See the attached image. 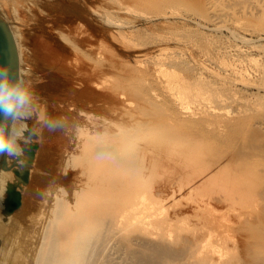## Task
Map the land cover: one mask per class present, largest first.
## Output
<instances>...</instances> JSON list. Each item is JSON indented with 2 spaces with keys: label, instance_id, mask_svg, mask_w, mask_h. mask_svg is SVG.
Masks as SVG:
<instances>
[{
  "label": "rangeland",
  "instance_id": "obj_1",
  "mask_svg": "<svg viewBox=\"0 0 264 264\" xmlns=\"http://www.w3.org/2000/svg\"><path fill=\"white\" fill-rule=\"evenodd\" d=\"M0 17L15 33L18 70L23 68L37 96L26 119L36 134L7 164L14 172L27 168L28 179L15 175L21 204L13 211L4 207L11 216L0 234L10 248L4 264H29L44 199L57 188L69 195L85 177L73 155L83 148L86 127L94 131L106 120L141 118L142 90L167 101L170 91L160 66L178 87L212 98L233 94L264 109V73L252 63H264V17L258 10L245 12L240 2L225 7L218 0H0ZM234 64L250 68V74L232 73ZM167 172L161 168L155 176L153 191L172 203ZM118 187L121 182L115 181L112 188ZM120 189L113 191L111 205L117 218L115 204L124 202ZM176 199L192 203L188 194ZM135 200L125 203L142 227L150 233L169 228L171 205L154 210L142 194ZM193 212L188 216L195 218Z\"/></svg>",
  "mask_w": 264,
  "mask_h": 264
},
{
  "label": "bare ground",
  "instance_id": "obj_2",
  "mask_svg": "<svg viewBox=\"0 0 264 264\" xmlns=\"http://www.w3.org/2000/svg\"><path fill=\"white\" fill-rule=\"evenodd\" d=\"M218 1L225 7L240 2L245 12L258 10L264 17V0ZM252 63L264 73V63ZM249 69L230 67L240 76L249 75ZM159 71L170 91L167 101L142 90L141 118L106 120L94 131L86 127L83 148L73 155L85 177L69 195L57 188L44 199L29 264H264V109L233 94L212 98L178 87L162 66ZM2 158L0 234L4 220L11 219L4 207L15 175L28 177L27 171L7 167L10 158ZM161 168L168 170L172 203L153 191ZM115 181L121 187L112 188ZM119 188L124 202L115 204L117 218L111 205ZM177 192L188 194L192 203L176 199ZM140 194L154 210L172 206L167 230L150 233L138 222L125 200L135 203ZM191 209L195 218L188 216ZM4 242L0 264L8 249Z\"/></svg>",
  "mask_w": 264,
  "mask_h": 264
},
{
  "label": "clouds",
  "instance_id": "obj_3",
  "mask_svg": "<svg viewBox=\"0 0 264 264\" xmlns=\"http://www.w3.org/2000/svg\"><path fill=\"white\" fill-rule=\"evenodd\" d=\"M12 67L11 62L0 64V115L5 117V121L11 119L14 122L11 133L7 135L0 125V155L18 158L36 134V128H29L26 119L37 96L32 82L25 79L19 70L14 73L17 76L16 83L10 82L9 71ZM16 122H19L18 125ZM48 131L55 129L48 127Z\"/></svg>",
  "mask_w": 264,
  "mask_h": 264
},
{
  "label": "water",
  "instance_id": "obj_4",
  "mask_svg": "<svg viewBox=\"0 0 264 264\" xmlns=\"http://www.w3.org/2000/svg\"><path fill=\"white\" fill-rule=\"evenodd\" d=\"M5 62H11L13 67L9 71V79L11 83H16L17 76L14 75L18 71V55L16 51V45L14 42L11 30L8 28L6 22L0 17V64ZM9 120V119H8ZM8 120L5 121V117L0 115V125L4 127V132L6 134ZM2 155H0L1 160ZM19 168H16L18 171ZM24 170H28L25 168ZM28 177H23L26 181ZM21 184V183H19ZM16 183H12V188L10 190L11 195L8 198V211H13L16 207L21 204V191L17 188Z\"/></svg>",
  "mask_w": 264,
  "mask_h": 264
}]
</instances>
